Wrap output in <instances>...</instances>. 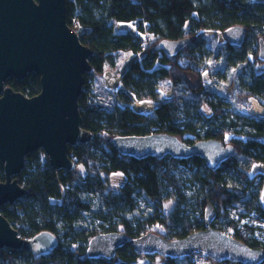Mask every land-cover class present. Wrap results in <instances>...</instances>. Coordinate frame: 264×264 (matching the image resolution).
Wrapping results in <instances>:
<instances>
[{
	"label": "trees",
	"instance_id": "trees-1",
	"mask_svg": "<svg viewBox=\"0 0 264 264\" xmlns=\"http://www.w3.org/2000/svg\"><path fill=\"white\" fill-rule=\"evenodd\" d=\"M65 1L67 25L93 52L89 58L91 71L85 75L84 91L79 100L82 129L92 134V141L70 148V157L77 167H84L86 176H78L76 171L55 172L44 153L37 151L27 156V169L17 179L28 194L13 206H2L0 212L21 238L30 240L42 232H49L57 237L58 243L50 256L39 259H34L27 251H0V264H139L144 257L135 253L130 245L118 250L113 259L94 261L87 257L88 244L93 237L106 233H122L131 239L148 233L158 234L168 241L183 239L206 230L204 211L209 204L217 213L211 225L213 229L252 249L264 250V243L256 236V228L241 226L228 215L235 203H243V217L255 213L264 218L261 204L264 175L259 176L258 182L249 175L255 165L264 166V116L244 114L243 119L230 116L227 103L203 79L208 69L204 56L209 54L211 43L205 32L223 37L228 29L242 26L246 29L242 45L231 46L224 39L223 53L228 65H243L242 74L248 75L240 97L247 101L255 99L264 106V71L257 70V66L264 65L258 60V41L264 36V1ZM117 22L136 24L141 36L116 32ZM147 36L154 40L146 46ZM184 40L189 41L188 45L174 56L167 55L159 46L163 41ZM126 53L136 55L137 59L121 78L117 102L107 107L101 102L99 92L92 88L89 77L95 80L104 75L106 65L114 66L119 55ZM250 57L255 61L253 64ZM188 74L198 80L195 86L189 83ZM161 81H168L178 93L159 104L152 115L135 111L131 107L134 101H159ZM234 86L233 83L230 89ZM6 87L33 98L41 92L40 77L32 73L24 81L10 78ZM205 108L209 114L204 112ZM195 117L196 124L188 122ZM154 134H169L188 145L218 140L233 145L235 154L216 172L210 171L200 158L179 161L165 157L161 161H140L143 173L144 165L152 166L160 193L149 201L154 210L149 218L129 219L125 194L106 190L108 177L135 160L121 156L111 142L116 137ZM188 164L193 170L191 183L197 188L198 216L187 211L184 185L174 175L178 165ZM0 180L4 181L3 167H0ZM170 189L175 191L178 201L175 210L165 216L163 204L173 198ZM94 198L99 202L97 211ZM85 216L93 220L83 226L81 221ZM156 226L176 232L163 235L154 230ZM156 258L159 257H146ZM166 260L167 264H193L188 258Z\"/></svg>",
	"mask_w": 264,
	"mask_h": 264
},
{
	"label": "water",
	"instance_id": "water-1",
	"mask_svg": "<svg viewBox=\"0 0 264 264\" xmlns=\"http://www.w3.org/2000/svg\"><path fill=\"white\" fill-rule=\"evenodd\" d=\"M245 35L242 26L223 33L229 45L238 47ZM188 42L163 41L159 46L174 56ZM258 45V60L264 62V40L260 39ZM92 54L67 25L65 0H0V167L4 171L0 208L13 206L27 196L17 177L30 154L43 150L55 172L76 171L70 148L92 141V134L82 129L79 107ZM32 73L40 77L39 95L28 98L6 87L8 79L24 81ZM111 144L121 156L138 162L165 157L179 161L200 158L213 172L235 154L233 145L218 140L188 145L169 134L116 137ZM216 218V210L209 204L204 211L206 230L172 241L155 233L135 239L122 233L99 234L90 240L87 257L110 260L130 245L141 257L179 260L202 255L219 263H264L263 249H252L213 229ZM57 243V237L49 232L30 240L21 238L0 212V251H27L39 259L50 256Z\"/></svg>",
	"mask_w": 264,
	"mask_h": 264
},
{
	"label": "rangeland",
	"instance_id": "rangeland-1",
	"mask_svg": "<svg viewBox=\"0 0 264 264\" xmlns=\"http://www.w3.org/2000/svg\"><path fill=\"white\" fill-rule=\"evenodd\" d=\"M254 2H263L264 0H253ZM116 32H130L137 36H141L137 30V26L134 23H116ZM206 37L211 40L210 52L204 56V62L208 65V69L203 73V79L207 86L212 87L217 95L227 103V110L232 117H238L243 119L244 114H254L264 116V106H261L255 99L249 101L240 97V92L244 90V84L248 81V75L243 73V65L238 67H233L228 65L226 60V54L223 53L225 50L224 38L215 32H205ZM145 38V37H144ZM146 46L150 44L154 39L153 37L147 36ZM137 59V56L131 53L121 54L115 62V65L108 63L105 67L104 75L94 78L89 77L91 81L92 88L99 92V97L101 102L107 106L112 107V105L117 102L116 95L121 89V78L123 74L129 69L131 63ZM249 61L253 64L255 61L253 58H249ZM258 71H264L263 66H257ZM189 83L195 86L198 80L191 74L186 75ZM235 84L233 89L230 86ZM176 92V89L168 82L161 81L160 99L158 102L155 101H134L131 107L142 114L152 115L154 109L161 103L168 101ZM178 93V92H176ZM264 105V101L262 102ZM204 112L209 114V111L205 108ZM231 112V113H230ZM197 118L188 119L189 123L196 124ZM228 137V136H227ZM40 151V150H39ZM47 157V156H46ZM145 173L142 172V166L137 161H131L124 165V168L119 171L113 172L109 177V186L106 192H112L114 194L124 193L126 201L128 203V211L126 213L129 219H147L154 210L150 205V200L153 197H157L160 193L159 183L157 180V175L154 172L151 165L146 164L143 166ZM25 169H27V161L25 163ZM24 169V170H25ZM76 173L78 176H86V171L84 167L78 166ZM175 177L180 180L183 186V194L187 198V203L185 205L187 211L192 214H198L199 208L196 205V191L197 188L191 183L193 177V170L191 164L188 165H178L177 169L174 171ZM251 177L257 178L259 181V176L264 175V166L255 165L249 172ZM142 180L137 182V179ZM169 193L173 196L172 199L164 202L163 204V214L169 216L176 208L178 198L176 197L175 191L169 190ZM164 194L163 197H165ZM24 198L20 199L22 201ZM81 199L84 202L87 200L81 195ZM18 201V202H19ZM98 199L94 198V209L98 208ZM261 204L264 206V188L261 193ZM97 211V210H96ZM245 213V204L235 203L231 208H229L228 215L230 219L238 222L241 226H248L256 228L257 238L264 243V218L260 215L252 213L249 216L243 217ZM198 216V215H197ZM86 217V218H85ZM81 221L84 226L87 223H91L89 216H85ZM154 230L167 235L168 232L175 233L174 229H165L163 227L156 226ZM231 234V232H228ZM166 259L156 258L154 260L141 259L139 264H167Z\"/></svg>",
	"mask_w": 264,
	"mask_h": 264
},
{
	"label": "built area",
	"instance_id": "built-area-1",
	"mask_svg": "<svg viewBox=\"0 0 264 264\" xmlns=\"http://www.w3.org/2000/svg\"><path fill=\"white\" fill-rule=\"evenodd\" d=\"M263 35H264V30H263ZM260 37H261V39L264 38V36H260ZM83 91H84V88H83ZM38 152L44 153L43 150H40ZM44 155H45V153H44ZM188 259L193 264H236V263H229V262H221V263L214 262V261L210 260L208 257L202 256V255H193V256L189 257Z\"/></svg>",
	"mask_w": 264,
	"mask_h": 264
},
{
	"label": "crops",
	"instance_id": "crops-1",
	"mask_svg": "<svg viewBox=\"0 0 264 264\" xmlns=\"http://www.w3.org/2000/svg\"><path fill=\"white\" fill-rule=\"evenodd\" d=\"M138 57H140V55H138Z\"/></svg>",
	"mask_w": 264,
	"mask_h": 264
}]
</instances>
